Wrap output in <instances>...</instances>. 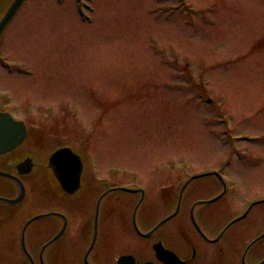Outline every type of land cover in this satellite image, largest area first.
<instances>
[{
    "label": "rangeland",
    "instance_id": "1",
    "mask_svg": "<svg viewBox=\"0 0 264 264\" xmlns=\"http://www.w3.org/2000/svg\"><path fill=\"white\" fill-rule=\"evenodd\" d=\"M4 35L5 68L22 74L3 76L0 65V84L30 112L40 102L39 120L49 122L42 125L58 144L87 139L93 163L84 180L103 178L100 190L141 187L145 225L139 213L137 223L148 231L176 209L183 181L214 172L217 185L201 176L186 186L178 212L157 230L161 239L181 257L194 248L189 264H218L217 244L207 238L247 211L225 231L223 264L260 262L264 201H255L264 199V0H27ZM53 118L62 124H51ZM43 142L41 152L32 140L22 145L38 169L26 212L44 204L38 185L48 179L40 176L55 143ZM132 194L112 190L103 201L116 214L106 216L113 217L105 230L100 225L92 251L107 263L123 253L153 258V237L132 232ZM220 194L192 213L196 201ZM91 205L83 213L91 214ZM204 205L209 226L198 221ZM17 237L0 234L1 252L25 264ZM63 241L65 261L85 264L82 235Z\"/></svg>",
    "mask_w": 264,
    "mask_h": 264
},
{
    "label": "flooded vegetation",
    "instance_id": "2",
    "mask_svg": "<svg viewBox=\"0 0 264 264\" xmlns=\"http://www.w3.org/2000/svg\"><path fill=\"white\" fill-rule=\"evenodd\" d=\"M2 10H0L1 12ZM7 26H5L0 34V65L2 66V75L3 76H8L6 73H10V75L14 74H22V71L17 70V69H10V68H5V60L9 57L6 55L4 52L3 46H4V39L5 38V31H6ZM4 71V72H3ZM20 71V72H19ZM24 74V73H23ZM9 86V85H8ZM17 89H20V85L17 84ZM14 91V89H13ZM9 89V87H4L0 84V113H7L9 114L13 119L11 120L8 115L6 116H1L0 117V124L2 122H9L11 120L12 122H18V121H23L26 125V136L23 139L22 142L18 143L15 147H13L11 150L0 152V171L3 173H10L14 176H17L22 180V182H27L31 178L29 177V172L32 171L36 164V157L34 156L35 154L31 152L30 148L22 147L24 141L26 139L32 140L33 141V146L36 150L39 152L43 151L45 148V144L41 143V138L46 136L44 131V127L42 123H45V121H40V102L37 105L36 102H34L36 105V109L34 112H30V105L27 103L25 105H21V103L18 102L17 99L14 97V92ZM23 107L26 109V111L21 112L20 107ZM47 119V117H46ZM45 120V119H44ZM35 121H38L37 123H34ZM40 121V122H39ZM55 121H53L51 124H54ZM22 124V123H21ZM19 126V125H18ZM19 132V127L13 130V133L16 135L15 138L17 137V133ZM40 140V142L36 143L35 141ZM28 170V171H27ZM27 171V172H26ZM33 180V179H32ZM26 185V184H25ZM19 191V186L16 180L13 178L7 177L4 174H0V195H5L8 197H14ZM49 199L45 201L43 211L40 212H46V211H52L51 210V204L52 201L54 202L53 197H48ZM87 196H75L72 199H80L83 204H87ZM67 208H71L73 206L72 201L71 204L66 205ZM20 208L19 207H13L10 204H5L0 202V234H22L23 226L22 227H17V228H6L4 225L7 222H13L17 223L18 220L23 218V215L19 214ZM69 212V210H68ZM35 213V214H37ZM72 213L70 212L69 215ZM211 214L209 210L204 207L200 209L198 213V217L202 220V218L208 219L211 217ZM34 214L30 215L27 220L32 217ZM65 222L63 217L57 216V215H50V216H44L37 218L33 220L27 228V235H34V236H42V235H53L52 232H57L62 229V226L64 224L63 228V233L66 232V234H71L74 230H76V225L73 223V218L68 215H65ZM89 218H83L81 219V224L79 227L77 226V232L82 234L84 231H86L90 224L88 222ZM35 222V223H34ZM57 230V231H56ZM63 233L60 234L59 238H57L55 241L51 242L48 247L50 246V251L54 252L58 249H62L66 247V244L62 241ZM56 234V233H55ZM37 244L35 245V247ZM43 246V245H42ZM41 246V247H42ZM40 247V249H41ZM2 248V246H1ZM40 249H39V255H40ZM55 255V253L53 254ZM52 255V256H53ZM42 261H46V259L41 260L40 256H38L37 259L34 260L35 264H42ZM0 262H7L5 257L1 254L0 255ZM47 262V261H46ZM49 262V260H48Z\"/></svg>",
    "mask_w": 264,
    "mask_h": 264
},
{
    "label": "water",
    "instance_id": "3",
    "mask_svg": "<svg viewBox=\"0 0 264 264\" xmlns=\"http://www.w3.org/2000/svg\"><path fill=\"white\" fill-rule=\"evenodd\" d=\"M22 1L23 0H14L12 2L9 9L7 10V12L5 13V15L0 21V31L2 30V27L12 17V15L14 14V12L16 11V9L18 8V6L20 5ZM11 129H12V122H4V126L0 127V130H2L4 134V137L0 139V151H6V150L13 148L18 142L22 140L25 134V130H23L21 131V135L19 137L13 138L10 135ZM48 165L51 168L52 172L54 173L55 177L57 178L58 182L60 183V186L62 187V189H64L66 192H69V193H72L76 189H78V187L80 186V175L82 171V163H81L80 157L75 152H73L69 147H62V148L55 150L49 157ZM192 178H194V176L191 177L190 180ZM188 182L189 181L185 183L184 187L186 186ZM22 197H23V188L21 187V192L16 198L10 199V198L0 196V200L13 203V202L20 201ZM99 203H100V200H99ZM99 203H98V206H99ZM179 205H180V198H179V202L177 205V209ZM97 213H98V207H97ZM42 215H38V216H42ZM165 219L161 220L158 223V225L161 224ZM158 225H156V227ZM153 230L154 229L149 231L147 234H150ZM54 239L55 238H53L52 240ZM153 248L155 250L156 256L160 260L164 262L172 263V264H182V261H180V259L173 252L164 248L161 242L155 243L153 245ZM118 264H155V263L151 261L136 262L133 256L122 255L118 259Z\"/></svg>",
    "mask_w": 264,
    "mask_h": 264
}]
</instances>
